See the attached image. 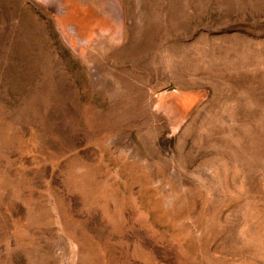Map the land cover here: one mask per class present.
Instances as JSON below:
<instances>
[{"label": "rangeland", "instance_id": "374dc122", "mask_svg": "<svg viewBox=\"0 0 264 264\" xmlns=\"http://www.w3.org/2000/svg\"><path fill=\"white\" fill-rule=\"evenodd\" d=\"M0 264H264V0H0Z\"/></svg>", "mask_w": 264, "mask_h": 264}]
</instances>
